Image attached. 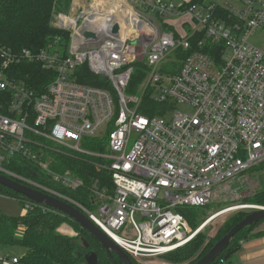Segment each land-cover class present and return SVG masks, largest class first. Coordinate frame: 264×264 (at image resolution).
Segmentation results:
<instances>
[{
	"label": "built area",
	"instance_id": "built-area-1",
	"mask_svg": "<svg viewBox=\"0 0 264 264\" xmlns=\"http://www.w3.org/2000/svg\"><path fill=\"white\" fill-rule=\"evenodd\" d=\"M115 8L73 0L70 14L57 17L69 32L65 50L59 38L38 51L0 45V174L74 205L137 264H158L199 230L179 208L205 207L218 185L264 162V50L248 41L264 30V0H123ZM23 63L53 74L42 92L9 75ZM84 64L106 88L76 81ZM137 64L143 80L126 95ZM145 93L161 106L150 116L140 111ZM91 138L103 152L82 148ZM66 152L99 157L97 170L110 176L111 191L90 186V207L5 168L20 158L76 190L78 179L49 167L48 154Z\"/></svg>",
	"mask_w": 264,
	"mask_h": 264
},
{
	"label": "trees",
	"instance_id": "trees-1",
	"mask_svg": "<svg viewBox=\"0 0 264 264\" xmlns=\"http://www.w3.org/2000/svg\"><path fill=\"white\" fill-rule=\"evenodd\" d=\"M73 0H0V45L18 51L26 48L38 51L52 44L59 38V47L65 50L69 43V32H64L55 28L54 19L58 14L68 12ZM205 0H190L191 3H200ZM207 48V47H206ZM195 49H191L189 52ZM204 52L212 55L208 49ZM181 51L177 55L183 56ZM79 77L77 82L97 87H107V83L101 78L93 77L84 64L77 69ZM9 75L22 81L29 89L40 93L53 78L52 73L43 72L39 66L33 64H20L11 68ZM144 76V67L137 64L134 73L126 90L130 93L138 88ZM135 90V92H136ZM5 95L0 94V101ZM141 112L150 116L148 109L159 110L160 105H155L148 97V93L143 96ZM0 112L3 110L0 108ZM87 139L84 144L91 142L90 152L98 154L103 152V141L95 143ZM49 167L57 173H69L81 182V186L76 190L60 188L53 184L37 172V169L29 162L20 158H13L5 164V168L23 177H30L33 180L45 184L55 189L61 195L73 200L83 207H90L91 194L90 186L97 182V187H106L111 191L112 185L110 176L106 170H97L96 165L101 163V159L96 156L83 154L65 155L48 154ZM262 172L264 175V162L251 167L247 172ZM0 195L14 198L22 205L24 199L18 194L0 186ZM243 204L248 203L254 206H264V187L256 191L249 197L242 200ZM199 208L183 207L178 210L184 215L189 228L196 229ZM248 212L240 210L229 216L225 223L217 230L215 236L208 240L205 234L198 233L184 246L172 253L164 255L163 258L169 264H194L208 250L222 238L237 222L243 219ZM264 219L257 224L247 226L239 231L231 240L229 246L211 264H228L231 256L237 251L239 242L247 238L252 231L259 226ZM65 224L73 230L74 234L64 235L58 231ZM264 234V231L256 235ZM0 245L13 246L20 245L25 249L24 254L19 258L17 264H85L84 256L88 252H94L99 262L98 264H123L115 255L108 256L99 243L84 229L66 216L49 209L35 206L28 211L24 217L7 216L0 213ZM132 264H137L130 258Z\"/></svg>",
	"mask_w": 264,
	"mask_h": 264
},
{
	"label": "rangeland",
	"instance_id": "rangeland-1",
	"mask_svg": "<svg viewBox=\"0 0 264 264\" xmlns=\"http://www.w3.org/2000/svg\"><path fill=\"white\" fill-rule=\"evenodd\" d=\"M71 5L72 2L70 4L67 13L58 14L55 17L54 19L55 28H57L58 25L57 17L70 14ZM248 41L254 46L258 47L259 49L264 50V30L261 28L258 29L253 35H251L248 38ZM135 90L136 88L133 89L130 93L126 92V95H135L136 94ZM175 109L181 114L186 113L188 111L186 106L183 105H177ZM89 141H95V143H99L101 140L99 138H91ZM131 144L132 142L130 143V145ZM89 147L91 148V142H88L86 145H84L83 142L82 148L88 149L89 150L88 152H90ZM248 170L242 172L234 179L218 185L215 188L212 200L205 207L198 209V213L200 217L198 218V223L196 226V229H199L197 234L203 233L205 234V237L208 240H210L215 236L217 230L225 223L226 219L229 216L233 215L234 213L240 210H245L246 212H248L249 210L246 208L250 206H254L248 203L243 204L242 200L245 197L251 196L253 193L264 187V175L261 171L247 172ZM236 206H244L245 209L241 208L238 210H232L210 221L213 214L215 215L224 210L232 209L233 207ZM93 211L95 210L93 209ZM0 213L7 216L24 217L28 212L23 209V206L20 204L18 200L0 195ZM68 230L69 229H67V231ZM58 231L64 235L72 236V234H74L72 229H70L69 231L70 234L66 233V231L62 229H58ZM24 252L25 249L20 245H13V246L0 245V257H6L7 255H9V257L20 258L24 254ZM159 262L163 264H169L168 262L165 261L164 258L160 259V261H158V264Z\"/></svg>",
	"mask_w": 264,
	"mask_h": 264
},
{
	"label": "water",
	"instance_id": "water-1",
	"mask_svg": "<svg viewBox=\"0 0 264 264\" xmlns=\"http://www.w3.org/2000/svg\"><path fill=\"white\" fill-rule=\"evenodd\" d=\"M118 32V27L112 28V33ZM86 38H93V34L90 32H83ZM105 81L106 78H103ZM0 186L4 187L15 194L20 195L24 199L47 207L53 211H56L68 219L74 221L82 229L87 231L102 247L108 256L115 255L123 264H132L128 255L111 239H109L104 233H102L80 210L74 205L69 204L63 200L42 193L31 187L21 184L18 181L12 180L6 176L0 174ZM248 214L237 222L230 230L220 238L201 258H199L194 264H211L215 261L219 255L227 249L232 238L241 230L252 224H257L264 219V206H250L247 207ZM85 264H98L99 259L94 252H88L84 256Z\"/></svg>",
	"mask_w": 264,
	"mask_h": 264
},
{
	"label": "crops",
	"instance_id": "crops-1",
	"mask_svg": "<svg viewBox=\"0 0 264 264\" xmlns=\"http://www.w3.org/2000/svg\"><path fill=\"white\" fill-rule=\"evenodd\" d=\"M60 229L70 234V228L67 225L63 224ZM261 231H264V222L257 226L247 238L239 242L237 251L229 261L236 264H264V234L256 235Z\"/></svg>",
	"mask_w": 264,
	"mask_h": 264
},
{
	"label": "bare ground",
	"instance_id": "bare-ground-1",
	"mask_svg": "<svg viewBox=\"0 0 264 264\" xmlns=\"http://www.w3.org/2000/svg\"><path fill=\"white\" fill-rule=\"evenodd\" d=\"M106 2H109L110 4L115 5L117 7V8L114 9V13L113 14H118V9H120V7L123 4V0H93V4L94 5H101V4H105ZM241 208L245 209L244 206H236V207H233L232 209L224 210V211H222L220 213H217L215 215L213 214V216L211 217L210 221L215 219L218 216H221L222 214L228 213V212H230L232 210H238V209H241ZM203 228H204V226H203Z\"/></svg>",
	"mask_w": 264,
	"mask_h": 264
}]
</instances>
